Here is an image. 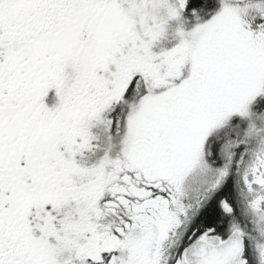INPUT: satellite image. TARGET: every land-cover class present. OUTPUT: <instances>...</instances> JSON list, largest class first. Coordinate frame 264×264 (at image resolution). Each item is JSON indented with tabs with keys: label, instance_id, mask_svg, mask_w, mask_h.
Returning <instances> with one entry per match:
<instances>
[{
	"label": "snow or ice",
	"instance_id": "1",
	"mask_svg": "<svg viewBox=\"0 0 264 264\" xmlns=\"http://www.w3.org/2000/svg\"><path fill=\"white\" fill-rule=\"evenodd\" d=\"M0 264H264V0H0Z\"/></svg>",
	"mask_w": 264,
	"mask_h": 264
}]
</instances>
